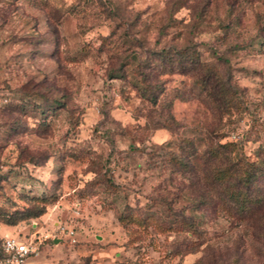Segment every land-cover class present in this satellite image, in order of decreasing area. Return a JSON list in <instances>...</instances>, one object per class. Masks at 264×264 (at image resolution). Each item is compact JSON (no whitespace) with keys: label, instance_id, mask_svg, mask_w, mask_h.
<instances>
[{"label":"rangeland","instance_id":"rangeland-1","mask_svg":"<svg viewBox=\"0 0 264 264\" xmlns=\"http://www.w3.org/2000/svg\"><path fill=\"white\" fill-rule=\"evenodd\" d=\"M43 78L50 114L0 106V238H47L29 264H264V202L249 229L194 201L219 142L264 196V0H0V94Z\"/></svg>","mask_w":264,"mask_h":264},{"label":"trees","instance_id":"trees-1","mask_svg":"<svg viewBox=\"0 0 264 264\" xmlns=\"http://www.w3.org/2000/svg\"><path fill=\"white\" fill-rule=\"evenodd\" d=\"M41 38L33 42L32 55L53 58L58 49V42L53 36H48V33ZM43 79L42 82H36L33 85L28 83L14 86L15 88L3 87L2 89L5 92L0 94V106L9 105L19 100L23 102L20 106H26L34 102L33 107L38 109L46 107L48 114H50L51 110L58 107L57 103H60V100L68 99V94L57 89L49 79L48 81L45 78ZM54 106L55 108H52ZM205 153L209 159L204 163V168L200 172L201 178L198 179V182L202 181L205 184L207 194L203 196L199 193L198 198H195L194 201L199 204V207L206 206L208 208L206 212L208 216L216 215L233 223H244L249 229L258 226L263 219V215H258L261 209L257 208H261L259 205L264 202V196L261 195L259 186L256 184L259 173L258 164H252L242 159L236 146L220 144V142L214 144L213 148L208 149ZM44 213V210H41L30 216L31 218H38ZM198 219L199 217H195L190 221V228L198 239V246L193 252L198 251V247L205 244L203 241L200 243V240L202 237L207 236V231L200 226L201 223ZM17 222L10 219L5 224L14 225ZM3 239L0 238V260L5 257L2 250ZM198 264L204 263L200 261Z\"/></svg>","mask_w":264,"mask_h":264},{"label":"built area","instance_id":"built-area-1","mask_svg":"<svg viewBox=\"0 0 264 264\" xmlns=\"http://www.w3.org/2000/svg\"><path fill=\"white\" fill-rule=\"evenodd\" d=\"M46 240L47 238L19 234L4 237L2 250L5 257L0 260V264H29L31 259L37 258L41 254L42 246Z\"/></svg>","mask_w":264,"mask_h":264},{"label":"water","instance_id":"water-1","mask_svg":"<svg viewBox=\"0 0 264 264\" xmlns=\"http://www.w3.org/2000/svg\"><path fill=\"white\" fill-rule=\"evenodd\" d=\"M60 241H61V240H57V239H56V240H54V243H59Z\"/></svg>","mask_w":264,"mask_h":264}]
</instances>
